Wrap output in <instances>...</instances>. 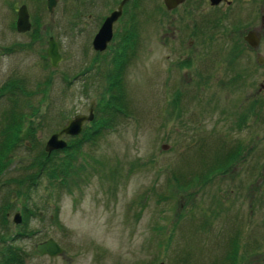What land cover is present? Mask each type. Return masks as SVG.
Listing matches in <instances>:
<instances>
[{"label": "rangeland", "instance_id": "1", "mask_svg": "<svg viewBox=\"0 0 264 264\" xmlns=\"http://www.w3.org/2000/svg\"><path fill=\"white\" fill-rule=\"evenodd\" d=\"M21 4L32 24L25 33L15 27ZM143 5L126 0L111 43L98 54L92 40L105 10L89 0H57L52 12L45 0H0V87L20 79V104L36 107L34 135L12 146L0 173V239L16 238L22 259L15 264H220L235 241L236 264H264V0L235 15L242 53L233 48L231 11L224 18L208 8L205 17L167 21L153 14L152 0ZM132 15L137 32L120 74L127 113L80 145L69 180L36 174L29 162L51 134L75 114H89L93 103V119L61 138L69 143L92 131L97 101L116 93L102 73L118 66L113 53ZM248 25L259 35L256 47L244 38ZM50 36L62 57L56 67L46 54ZM8 96L0 95V116ZM222 144L233 160L228 171L182 190L179 182L204 174ZM64 149L48 163L58 164ZM50 237L63 253L39 255L35 244Z\"/></svg>", "mask_w": 264, "mask_h": 264}, {"label": "trees", "instance_id": "2", "mask_svg": "<svg viewBox=\"0 0 264 264\" xmlns=\"http://www.w3.org/2000/svg\"><path fill=\"white\" fill-rule=\"evenodd\" d=\"M127 10H125L126 12ZM133 15L131 16V19L128 20L130 22L129 26L125 28V34L122 36V41L120 44L119 49L114 50L113 53V62H118L114 65L113 71H105L102 73V77L110 78L112 79L110 87L113 89L114 92L112 94V98H103L100 101H97L96 104V111H97V117L92 121L95 123L93 125L92 131H82L80 136L72 137L70 139V142L65 147L66 155L59 157L61 160L57 163H52L51 165L48 162L54 161V157L58 151H53L51 154H47L43 149L38 154L37 158H32L29 162V165L33 168L35 173L38 175L45 174V176L48 177V180H58L60 182H63L65 180H69L72 175L76 174L77 171L75 170V157L76 152L79 151V148L81 144H84L86 142H94L96 139V135L101 131L102 128H108V127H114L116 122L118 121L117 118L120 114H126V98L123 93V82L120 77V74L122 72V69L124 67L125 57L127 58V51L130 48V40L131 38H134L135 32V24L134 20L133 23L131 20ZM128 33L131 36H128ZM137 35V33H136ZM124 39V40H123ZM235 48L237 52L242 53V49L235 45ZM234 51V50H233ZM126 52V53H125ZM124 53L125 56L121 57L120 54ZM116 62V63H117ZM185 63V62H184ZM25 82L21 81L20 79H16V77H13L9 80L7 84H5L3 87H0V95L10 94V96L6 97L11 101V105L3 110L1 116H0V173L1 169L5 166V163L7 164L11 160V149L13 147L15 148L17 145H20L23 141V137L27 135V137H30L34 134H32L34 130V123L32 119L30 118L33 116V109L36 107L32 104H29V102H23L24 104H20L19 95L22 93H25ZM123 89V90H122ZM118 93V94H117ZM116 94V95H115ZM122 96L124 98H122ZM120 97L122 99H120ZM120 99V101H118ZM30 105V106H28ZM31 108V112H27L26 107ZM99 114V115H98ZM65 117V115L63 116ZM98 128V129H97ZM98 130V132H97ZM86 131V132H85ZM13 146V147H12ZM223 144L220 145L217 149L216 156L214 155L213 161L208 165L207 170L204 172H193L192 177L184 184H181L179 182V187L183 190H187L190 187V185L197 184L196 181H198L203 175H207V177L213 175V173L219 172L220 173H226L228 171L227 167L231 165L233 160L227 159L228 153H224L225 150L223 149ZM230 154L233 152L231 149L229 150ZM243 153V146L235 145V161L237 158L241 156ZM75 154V156H74ZM222 154L227 161L226 165H224ZM213 157V156H212ZM45 160L44 163L41 161ZM47 161V162H46ZM28 167L25 166L24 169ZM206 177V178H207ZM60 185V184H58ZM20 233V232H19ZM18 233V234H19ZM22 233V232H21ZM6 236V234H1V237ZM15 250V261H21L22 254L18 250V246H16ZM238 243L235 241V249L233 254L229 252L227 256L224 258L223 262L220 264H236L238 261ZM2 264V263H0Z\"/></svg>", "mask_w": 264, "mask_h": 264}, {"label": "water", "instance_id": "3", "mask_svg": "<svg viewBox=\"0 0 264 264\" xmlns=\"http://www.w3.org/2000/svg\"><path fill=\"white\" fill-rule=\"evenodd\" d=\"M172 0H166V3L170 5ZM182 0H177V3ZM219 0H212V3L215 4ZM47 8L49 12H52L57 0H47ZM126 0H122L118 7L113 10L103 21L100 26L98 32L95 34L92 40L93 49L96 51H104L110 41L113 38V26L114 23L118 20V18L122 14V8ZM31 28L30 15L26 4H22L19 6L17 10V20H16V29L19 32H26ZM245 40L252 46L256 47L259 44V35L254 30H250L245 35ZM47 56L50 59L51 65L56 67L60 60L61 54L58 50V45L53 36H50L48 39V48L46 50ZM94 104L89 108V114H76L72 118H70L66 124L57 132L51 134L48 140L45 143L44 149L47 153H51L55 149H61L66 147L67 141L61 138V135H77L81 132L83 128V123L86 121H90L94 117ZM22 221L21 214L19 212H15L13 214V222L20 223ZM37 250L40 254L56 256L63 253V248L56 242V240L52 237L40 242L37 244ZM157 264H166L164 261H160Z\"/></svg>", "mask_w": 264, "mask_h": 264}, {"label": "flooded vegetation", "instance_id": "4", "mask_svg": "<svg viewBox=\"0 0 264 264\" xmlns=\"http://www.w3.org/2000/svg\"><path fill=\"white\" fill-rule=\"evenodd\" d=\"M47 0H45L46 2ZM122 0H89V3L93 6V8L104 9L105 11L100 15V18L103 17L105 19L114 9H116L119 3ZM137 5L142 4L144 6V2L146 0H133ZM251 0H219L215 4H211L212 0H182L177 3V0H172L170 5L166 3V0H152L154 6L153 14L157 15V18L160 20H170V16H177L180 19H186L188 16L196 17H205L202 15L203 11L208 10V8H217L221 11L224 18L228 16L229 11H231V34L233 36V48L235 50V15H238V12L243 9L245 3ZM116 3V7L111 9V5ZM210 3V4H209ZM124 7V6H123ZM254 8L251 7L248 9L247 14H254L255 11H252ZM125 7L122 11V14L119 18H121L126 12ZM244 10V9H243ZM255 10V9H254ZM250 11V12H249ZM156 17V16H155ZM250 23V22H248ZM248 29L246 30V34L253 30L248 25ZM255 31V30H254ZM256 32V31H255ZM245 34V35H246ZM244 35V36H245ZM16 238L11 234L9 236H3L0 239V263L2 264H15V245L13 244ZM13 242V243H12ZM37 244H35V250H37ZM26 251L25 249H21ZM37 252V251H36ZM41 255L39 252H37ZM43 256V255H41Z\"/></svg>", "mask_w": 264, "mask_h": 264}]
</instances>
